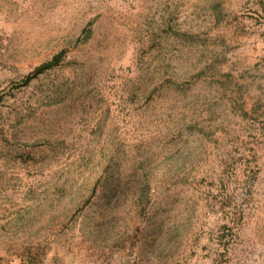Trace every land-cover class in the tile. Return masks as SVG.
Instances as JSON below:
<instances>
[{
	"label": "rangeland",
	"instance_id": "374dc122",
	"mask_svg": "<svg viewBox=\"0 0 264 264\" xmlns=\"http://www.w3.org/2000/svg\"><path fill=\"white\" fill-rule=\"evenodd\" d=\"M10 86L0 264H264V0H0Z\"/></svg>",
	"mask_w": 264,
	"mask_h": 264
},
{
	"label": "trees",
	"instance_id": "16d2710c",
	"mask_svg": "<svg viewBox=\"0 0 264 264\" xmlns=\"http://www.w3.org/2000/svg\"><path fill=\"white\" fill-rule=\"evenodd\" d=\"M87 31H89L88 36H87V37H89L92 30L90 28H87ZM65 55H66L65 50H61L51 60L44 62L43 64L39 65L32 72L25 75L19 82H15L13 85L15 87L29 86L34 80L39 78L41 75H43V74L47 73L48 71L58 67L62 63ZM12 86L7 88L3 92H0V99H2L4 97L5 93H9L12 90L11 89ZM253 178H255V177H253ZM253 183H254V181L252 182V185H253Z\"/></svg>",
	"mask_w": 264,
	"mask_h": 264
}]
</instances>
